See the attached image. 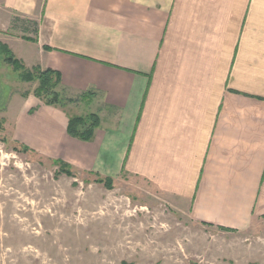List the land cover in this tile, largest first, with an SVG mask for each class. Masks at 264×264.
<instances>
[{"label": "crops", "instance_id": "crops-1", "mask_svg": "<svg viewBox=\"0 0 264 264\" xmlns=\"http://www.w3.org/2000/svg\"><path fill=\"white\" fill-rule=\"evenodd\" d=\"M13 16L39 24L37 41H0L78 99L28 96L31 151L133 177L195 223L244 232L264 219V0H0L1 33ZM81 104L100 119L90 142L67 133Z\"/></svg>", "mask_w": 264, "mask_h": 264}, {"label": "rangeland", "instance_id": "rangeland-1", "mask_svg": "<svg viewBox=\"0 0 264 264\" xmlns=\"http://www.w3.org/2000/svg\"><path fill=\"white\" fill-rule=\"evenodd\" d=\"M17 17L0 39H35L32 25L27 33L14 27ZM38 85L22 82L0 54V264H264V219L244 232L195 223L133 177L108 188L98 175L26 151L25 100Z\"/></svg>", "mask_w": 264, "mask_h": 264}, {"label": "trees", "instance_id": "trees-1", "mask_svg": "<svg viewBox=\"0 0 264 264\" xmlns=\"http://www.w3.org/2000/svg\"><path fill=\"white\" fill-rule=\"evenodd\" d=\"M14 24H21L20 27H16L22 30V32L27 33L29 29L26 27V24L33 26V32L35 37L39 33V24L36 21L28 20L23 21L20 17H17L14 20ZM25 25V26H24ZM28 41L36 42V38H26ZM0 54L5 57L6 63L11 65L14 71L19 73V79L22 82H33L37 81L39 83L37 89L34 91L33 95L39 99L44 105L51 107L64 108L68 104L77 102L78 99H67L63 97L60 87L62 85L61 74L57 71L51 69H43L41 66H34L28 68L21 60L16 58L13 52L7 45L0 44ZM93 93H83L81 95L82 100H91L93 98ZM79 98V99H80ZM100 119L96 114H89L86 116H74L70 117L67 125V133L70 137L78 139L83 142L92 141L96 129L99 127ZM26 151H31L29 147L22 146ZM33 152V151H32ZM57 164H65L62 161H56ZM66 165V164H65ZM68 168L70 166L66 165ZM62 172H65L68 175H71L70 171L62 169ZM98 183H104L106 187L112 188L113 179L111 178H101L98 177L96 180ZM220 229H224L221 228ZM227 230V229H225Z\"/></svg>", "mask_w": 264, "mask_h": 264}]
</instances>
